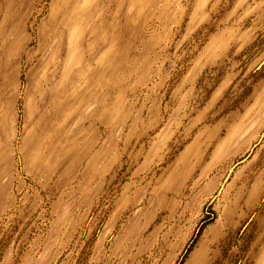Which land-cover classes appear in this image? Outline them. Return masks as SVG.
<instances>
[{
  "label": "rangeland",
  "instance_id": "1",
  "mask_svg": "<svg viewBox=\"0 0 264 264\" xmlns=\"http://www.w3.org/2000/svg\"><path fill=\"white\" fill-rule=\"evenodd\" d=\"M0 264H264V0H0Z\"/></svg>",
  "mask_w": 264,
  "mask_h": 264
}]
</instances>
